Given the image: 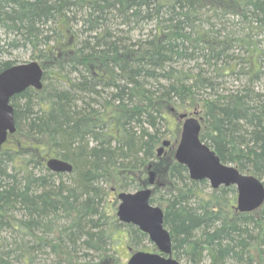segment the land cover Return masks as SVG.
<instances>
[{"label":"trees","instance_id":"16d2710c","mask_svg":"<svg viewBox=\"0 0 264 264\" xmlns=\"http://www.w3.org/2000/svg\"><path fill=\"white\" fill-rule=\"evenodd\" d=\"M20 50L42 65L43 84L10 98L0 264H102L120 227L133 251L155 250L106 207L112 179L140 188L148 163L164 178L150 200L173 257L264 263V201L237 211L235 185L206 191L174 157L156 161L165 112L179 104L200 110V137L222 162L264 182V0H0V71ZM49 154L71 170H51Z\"/></svg>","mask_w":264,"mask_h":264},{"label":"water","instance_id":"95a60500","mask_svg":"<svg viewBox=\"0 0 264 264\" xmlns=\"http://www.w3.org/2000/svg\"><path fill=\"white\" fill-rule=\"evenodd\" d=\"M43 67L36 59L15 63L0 71V149L8 133L15 131L14 110L11 96L27 87L41 88ZM180 141L175 157L185 164L191 178L206 179L212 187L235 185L236 206L239 211H250L264 201V182L252 173L242 172L237 166L224 163L217 153L200 138V117L182 112ZM170 143L164 139L157 152L160 154ZM46 165L53 171H70L72 165L59 156H52ZM148 183L154 180L149 172ZM151 188L142 187L133 191L117 193L116 216L125 223L138 226L155 244L156 251L137 249L128 257L126 264H195L181 262L172 256V242L169 230L164 225V211L150 200Z\"/></svg>","mask_w":264,"mask_h":264},{"label":"rangeland","instance_id":"374dc122","mask_svg":"<svg viewBox=\"0 0 264 264\" xmlns=\"http://www.w3.org/2000/svg\"><path fill=\"white\" fill-rule=\"evenodd\" d=\"M12 55L17 56L18 59L22 60V61L30 60L29 53L27 51H23V50L14 51L12 53ZM227 81H228L227 86H229V85L231 86L232 85L231 79L229 78ZM262 85H263V83H262ZM170 107H171L170 111L167 110V112H165L167 115V118H168V126L170 128V134H168L165 138H168L169 140H171L172 145L169 144L167 146H164L162 153L158 156V158L156 160L158 163V166H164L166 163H168L170 161V159L172 157H174L175 148H176V145H177L179 137H180L181 126H182V122H183V119L179 116L180 113L186 112V113H188V115L190 114V115H195V116H201L199 109L190 108V107L186 108V106L179 105V104H174ZM11 144H12V141L6 142V145H11ZM159 146H161V145H159ZM51 157H52V155L49 154L45 158V162ZM152 169L154 171H156L155 168H152ZM136 175L141 177L143 180L144 179L147 180L148 176H149L148 175V169L146 170V174L143 171H140ZM155 178H156V180H159V181H160V179L164 180L163 175L161 176V174L158 171H156V173H155ZM207 182H208V180H207ZM115 183H116V177L112 179L111 185L113 186V188L108 193L109 198L106 201V207L108 208L113 203L112 207L116 213V207H117V204L119 202L118 199L116 198L117 193L121 190L133 191L136 188L131 187L129 189H127V188L126 189H119L117 186L114 185ZM166 183L168 184V182H166ZM211 187L212 186L208 182V185H206V187L204 189L206 191H209ZM152 188H153V186H152ZM159 193H161V192L159 191ZM233 196H234L233 203L236 204V189L233 192ZM160 206H162V205L160 204ZM114 237H115L114 246H115L116 253L109 252L108 255L106 254L105 259L102 262V264H126L128 257L133 252V249L129 248L128 231L125 227H120V229H118L114 233ZM179 260L181 262H186L185 259H183V258H180ZM40 264H44V261H41ZM254 264H256V262H254Z\"/></svg>","mask_w":264,"mask_h":264},{"label":"bare ground","instance_id":"6f19581e","mask_svg":"<svg viewBox=\"0 0 264 264\" xmlns=\"http://www.w3.org/2000/svg\"><path fill=\"white\" fill-rule=\"evenodd\" d=\"M187 114H188V113H187ZM198 117L201 118V116H198ZM182 119H183V118H182ZM200 122H201V119H200ZM201 127H202V124H201ZM200 131H201V128H200ZM8 134H9V133H8ZM180 134H181V132H180ZM7 138H8V135H7ZM7 138H6V140H7ZM200 138H201V137H200ZM165 139H168V138H165ZM6 140H5V141H6ZM163 140H164V139H163ZM163 140H162V141H163ZM201 140L204 141L202 138H201ZM5 141H4L3 143H5ZM162 141H161V144H160V145H162ZM179 141H180V137H179L178 142H179ZM204 142H205V141H204ZM3 143H2V145H3ZM170 143H171V140H170ZM170 143H169V144H170ZM205 143H206V142H205ZM169 144H168V145H169ZM177 144H178V143H177ZM207 144H208V143H207ZM208 145H209V144H208ZM176 146H177V145H176ZM209 146H210V145H209ZM159 147H160V146H158V148H159ZM210 147H211V146H210ZM1 148H2V146H1ZM158 148H157V150H158ZM211 148H212V147H211ZM212 149H213V148H212ZM175 150H176V148H175ZM156 153H157V156H159L162 152H161L160 154H158V152L156 151ZM174 159L177 160L176 157H175V154H174ZM177 161H178V160H177ZM178 162H180V161H178ZM180 163H181V162H180ZM182 164H183V163H182ZM184 165H185V164H184ZM151 167H152V163H148V164H147L148 175L150 176V174H149L150 171H153V173H154V180H153V183H152V184H149V183H148V180H149V176H148L147 182L144 184L145 186L143 185L142 187H150V188H151V195H152V192H153V188H152V186L154 187V184L156 183V178H155V171H154ZM142 187H140V188H142ZM136 189H138V188H136ZM136 189H135V190H136ZM150 199H151V196H150ZM152 203H154V202H152ZM155 204H157V203H155ZM157 205H159V204H157ZM259 206H260V205H259ZM161 207H162V206H161ZM162 208H163V207H162ZM234 208H235L237 211H239L235 203H234ZM256 208H257V207H256ZM254 209H255V208H253L252 210H254ZM250 211H251V210H250ZM240 212H243V211H240ZM153 244H154V243H153ZM154 245H155V244H154ZM155 247H156V246H155ZM156 250H157V248H156L155 250H153V251H156ZM148 251H150V250H148ZM179 261H180V260H179ZM184 263H186V262H184ZM262 264H264V263H262Z\"/></svg>","mask_w":264,"mask_h":264}]
</instances>
